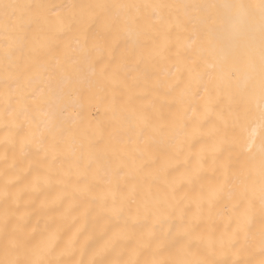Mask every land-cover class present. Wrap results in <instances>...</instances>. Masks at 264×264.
<instances>
[{"label": "bare ground", "instance_id": "obj_1", "mask_svg": "<svg viewBox=\"0 0 264 264\" xmlns=\"http://www.w3.org/2000/svg\"><path fill=\"white\" fill-rule=\"evenodd\" d=\"M262 82L264 0H0V262L261 264Z\"/></svg>", "mask_w": 264, "mask_h": 264}, {"label": "snow or ice", "instance_id": "obj_2", "mask_svg": "<svg viewBox=\"0 0 264 264\" xmlns=\"http://www.w3.org/2000/svg\"><path fill=\"white\" fill-rule=\"evenodd\" d=\"M27 5H19V4H4L3 9H4V18L6 20H11L15 18V12L17 9H23L27 8ZM97 7L101 8H106L108 6L106 5H97ZM9 10H12L11 15H9ZM39 23V21H36ZM68 62L72 63V58H68ZM100 64H103L104 61L101 59L99 61ZM54 75V74H53ZM262 91H264V82H262ZM208 104H211V99H209ZM229 114L232 116V124H233V132L235 133V125L238 123L240 119V114L239 112L233 113L231 108H229ZM193 115H195V112H193ZM220 119L224 120V114L220 113ZM225 125L227 126V121L225 120ZM262 154H264V148H262ZM214 164L217 165L218 167L224 164V161L217 159L214 160ZM228 171L233 173V178L236 181L238 189L242 188V190H238L236 192H233L232 195L234 196H240L242 199L247 196V188L243 187V181L240 179L241 173L238 171H234L230 165H228ZM261 174L264 176V162H262V169H261ZM5 196H7V191L4 193ZM179 195V192L176 188L173 189L172 191V198L175 199ZM261 206L264 208V188L261 189ZM5 228H7V217L5 218ZM241 229L238 226L235 231L230 230V238L228 243L231 244V242L235 239L238 238L239 233ZM182 243H184L186 246H190L193 239L195 238L194 233L189 229L187 225L184 226V230L182 232ZM158 243H162L163 241H157ZM8 247L14 251L17 255L20 253H24L25 255L31 253V254H37L38 252L41 251V249L31 246L29 241L24 238L22 235L21 231L19 229L14 228L13 229V235H10L8 237ZM53 249L49 247L47 249L48 252L52 251ZM261 253L264 255V231L261 232ZM2 264V262H0ZM11 264H33V262H23L17 259L16 261L11 262ZM38 264H43V261H39ZM234 264H238V262H234ZM261 264H264V260L261 261Z\"/></svg>", "mask_w": 264, "mask_h": 264}]
</instances>
